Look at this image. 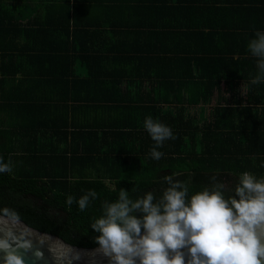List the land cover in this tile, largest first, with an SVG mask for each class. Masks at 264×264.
I'll return each mask as SVG.
<instances>
[{
	"label": "trees",
	"instance_id": "trees-1",
	"mask_svg": "<svg viewBox=\"0 0 264 264\" xmlns=\"http://www.w3.org/2000/svg\"><path fill=\"white\" fill-rule=\"evenodd\" d=\"M257 31L264 0H0V214L93 248L120 189L158 200L175 174L189 198L214 183L227 198L241 174L264 179ZM148 116L175 137L159 160ZM88 190L84 211L65 203Z\"/></svg>",
	"mask_w": 264,
	"mask_h": 264
},
{
	"label": "clouds",
	"instance_id": "clouds-1",
	"mask_svg": "<svg viewBox=\"0 0 264 264\" xmlns=\"http://www.w3.org/2000/svg\"><path fill=\"white\" fill-rule=\"evenodd\" d=\"M247 49L260 58L258 67L264 74V32L257 31ZM260 81L258 75L250 83ZM144 128L156 145L150 156L159 160L163 153L157 148L166 139H175L172 130L151 116L145 118ZM11 171L10 163L0 158V173ZM174 175L164 177L168 187L158 200L152 192L133 199L120 189L117 201L102 204V215L90 226L99 234L95 237L98 250L111 264H185L182 249L191 256L188 264H262L264 179L245 172L232 196L225 198L224 185L214 183L211 190L205 188L189 198L187 184ZM97 197L95 190H88L78 200L69 195L65 203H76L84 211ZM3 211L18 218L12 210ZM0 250L5 253L4 264H24L6 242L0 241Z\"/></svg>",
	"mask_w": 264,
	"mask_h": 264
},
{
	"label": "water",
	"instance_id": "water-1",
	"mask_svg": "<svg viewBox=\"0 0 264 264\" xmlns=\"http://www.w3.org/2000/svg\"><path fill=\"white\" fill-rule=\"evenodd\" d=\"M143 232L144 230L142 234ZM0 241L6 242L15 250L23 258L24 264H111L109 258L98 250L99 246L93 248L72 246L59 236L41 232L22 220L2 214ZM181 251L185 253V264H188L191 256L188 255L187 249ZM37 253L40 255L37 256ZM4 255L5 253L0 250V264H4Z\"/></svg>",
	"mask_w": 264,
	"mask_h": 264
},
{
	"label": "rangeland",
	"instance_id": "rangeland-1",
	"mask_svg": "<svg viewBox=\"0 0 264 264\" xmlns=\"http://www.w3.org/2000/svg\"><path fill=\"white\" fill-rule=\"evenodd\" d=\"M205 110H206V108L205 107H199V106H197L196 108H194V110H192L191 112H195V113H198L199 115H200V113H203V114H205ZM203 116V115H202Z\"/></svg>",
	"mask_w": 264,
	"mask_h": 264
}]
</instances>
